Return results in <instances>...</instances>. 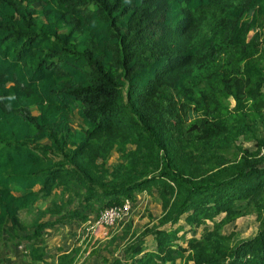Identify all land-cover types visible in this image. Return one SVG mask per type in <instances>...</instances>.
<instances>
[{"label": "trees", "instance_id": "obj_1", "mask_svg": "<svg viewBox=\"0 0 264 264\" xmlns=\"http://www.w3.org/2000/svg\"><path fill=\"white\" fill-rule=\"evenodd\" d=\"M263 154L264 0H0V241L28 264L144 192L160 217L104 264H264Z\"/></svg>", "mask_w": 264, "mask_h": 264}, {"label": "rangeland", "instance_id": "obj_2", "mask_svg": "<svg viewBox=\"0 0 264 264\" xmlns=\"http://www.w3.org/2000/svg\"><path fill=\"white\" fill-rule=\"evenodd\" d=\"M77 123L78 118L73 117L71 119L72 127L75 128ZM240 145L250 150L253 149V142L240 141ZM118 159L119 154L112 152L107 166L111 167ZM129 202L131 205L129 213L106 228H99L97 225L98 218L92 215L86 223L81 225H61L54 230L45 231L44 243L48 262L56 264V256L62 252H70L75 248L80 249L76 264H104V261L119 257L124 246L132 239V233L143 231L149 224L151 217L155 225L156 218L161 215L160 201L155 194L151 195L146 192L136 194L135 201ZM49 203L44 200L38 201L35 210L21 213V219L29 224L39 216L37 211H43L49 206ZM128 223H131L132 226L126 236L125 231ZM257 226L254 215L245 214L235 223L226 226L223 234H236L235 241L248 239L255 234ZM5 232L11 233V227L7 226ZM200 233L201 229L197 231L196 237H199ZM191 236L189 234L187 238ZM147 244L152 246V241L149 239ZM30 249V245L10 243L8 237L4 236L0 241V264H28V258L24 254Z\"/></svg>", "mask_w": 264, "mask_h": 264}, {"label": "built area", "instance_id": "obj_3", "mask_svg": "<svg viewBox=\"0 0 264 264\" xmlns=\"http://www.w3.org/2000/svg\"><path fill=\"white\" fill-rule=\"evenodd\" d=\"M130 208V202L126 200L121 206H115L104 210L99 214L97 225L99 228L111 226L116 221L121 220L123 216L127 215L130 211ZM90 229L92 230L93 228Z\"/></svg>", "mask_w": 264, "mask_h": 264}]
</instances>
